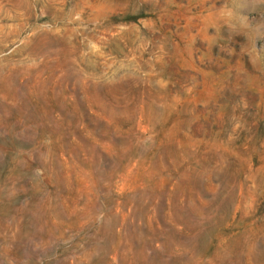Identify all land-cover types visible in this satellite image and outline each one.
Segmentation results:
<instances>
[{"label":"rangeland","instance_id":"rangeland-1","mask_svg":"<svg viewBox=\"0 0 264 264\" xmlns=\"http://www.w3.org/2000/svg\"><path fill=\"white\" fill-rule=\"evenodd\" d=\"M0 264H264V0H0Z\"/></svg>","mask_w":264,"mask_h":264}]
</instances>
